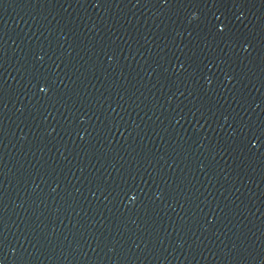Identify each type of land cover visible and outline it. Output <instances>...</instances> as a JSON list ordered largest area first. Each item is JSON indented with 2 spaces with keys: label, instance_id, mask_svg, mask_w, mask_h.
<instances>
[{
  "label": "water",
  "instance_id": "water-1",
  "mask_svg": "<svg viewBox=\"0 0 264 264\" xmlns=\"http://www.w3.org/2000/svg\"><path fill=\"white\" fill-rule=\"evenodd\" d=\"M0 264H264V0H0Z\"/></svg>",
  "mask_w": 264,
  "mask_h": 264
}]
</instances>
